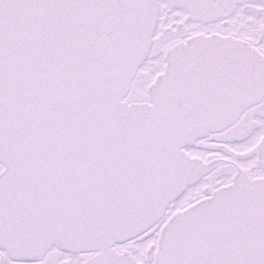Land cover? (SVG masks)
Returning a JSON list of instances; mask_svg holds the SVG:
<instances>
[{
	"label": "snow or ice",
	"instance_id": "obj_1",
	"mask_svg": "<svg viewBox=\"0 0 264 264\" xmlns=\"http://www.w3.org/2000/svg\"><path fill=\"white\" fill-rule=\"evenodd\" d=\"M0 264H264V0H0Z\"/></svg>",
	"mask_w": 264,
	"mask_h": 264
}]
</instances>
